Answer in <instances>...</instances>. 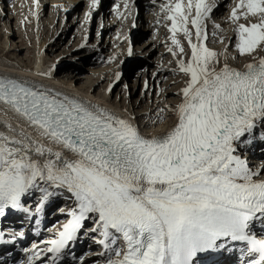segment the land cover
<instances>
[{"label":"snow or ice","instance_id":"obj_1","mask_svg":"<svg viewBox=\"0 0 264 264\" xmlns=\"http://www.w3.org/2000/svg\"><path fill=\"white\" fill-rule=\"evenodd\" d=\"M221 3L152 0L172 57L157 72L166 68L179 87L144 122L127 103L0 74V105L33 130L10 135L5 120L0 131V246L24 254L5 248L0 264H264V0H229L222 22L213 16ZM40 7L32 0L30 15ZM123 7L131 15L128 0ZM209 35L222 47H209ZM55 67L36 75L51 79ZM166 91L146 79L141 95ZM49 210L63 219L44 227ZM85 240L97 250L78 254Z\"/></svg>","mask_w":264,"mask_h":264},{"label":"rangeland","instance_id":"obj_2","mask_svg":"<svg viewBox=\"0 0 264 264\" xmlns=\"http://www.w3.org/2000/svg\"><path fill=\"white\" fill-rule=\"evenodd\" d=\"M123 1L99 0L98 6L91 9V0L65 2V6L59 8H55L48 0H40L39 10H42L35 20L30 15L31 0H0V55H6L16 64L34 63L38 53L43 57L44 65L46 62L47 65L56 64L54 75L56 72L66 80L70 79L73 87L83 89V94L91 92L111 101L117 100L119 96L120 100L117 101L122 109L127 103L133 113H154L157 105L162 107L163 104L174 100L172 92L179 87V84L170 86L173 76L166 68L157 72L158 65L171 66L168 62L172 57L164 48L166 30L162 24L157 25L156 21L149 22L153 17L150 13L152 0H128L131 15L124 9ZM222 2L221 8L225 13L229 0ZM115 6H119V11L125 15L117 18ZM89 11L91 17L86 18L85 13ZM24 16H31L30 22L21 24ZM221 16L218 17L219 20ZM213 30L208 26V31ZM138 35H141V39H135ZM160 36L164 37V42L154 44L153 41ZM142 41L146 42L145 48L142 47L144 43L141 46ZM129 42L134 53L131 57L127 55ZM207 43L212 48L222 47L218 41L210 38V35ZM113 54H116L117 58L108 62ZM115 71L121 73V79L113 85L110 93L104 94L108 84L115 78ZM155 71L156 77L151 78ZM165 76L168 77L167 81L163 79ZM146 79L153 91L157 82L162 88L167 86L166 94L159 98L154 94L142 96L141 91ZM124 85H128L127 92ZM142 114L136 117L138 121L144 122ZM160 126L163 125H157ZM257 158H260L258 154ZM62 204V200L57 201V206ZM51 211L49 210L44 227H51L63 218L52 216ZM19 226L12 225L14 228Z\"/></svg>","mask_w":264,"mask_h":264},{"label":"bare ground","instance_id":"obj_3","mask_svg":"<svg viewBox=\"0 0 264 264\" xmlns=\"http://www.w3.org/2000/svg\"><path fill=\"white\" fill-rule=\"evenodd\" d=\"M72 1H74V0H48V2L53 4L55 6V8L59 4L64 7L65 6V2L69 3V2H72ZM157 3H159V0H157ZM30 5H31V10H32V0H31ZM101 6H102V3H101ZM154 7H155L154 5L150 6V10H151L150 13L153 16L152 19L149 20V22H151V23L155 22V16L152 13L153 10H154ZM41 10H39V12ZM56 11H58V10H56ZM222 13H223V11H222V8L220 6V8L218 10L214 11V14H213L214 19L222 22V20H219V18H218L221 15L223 16L224 13L223 14ZM222 16H221V18H222ZM29 18H31V16H29ZM32 18L37 20V18H35V17H32ZM146 21H148V20L146 19ZM209 27H212L211 23H209ZM222 27L227 29L228 25L222 23ZM210 32L211 31H209V33ZM210 38H211V35H210ZM135 39H141V35H138ZM163 39H164V37L160 36L159 38H157L156 41H153V42H155L154 44L157 45V44L163 43L164 42ZM127 41H128V39L126 40V43H127ZM143 43H144V46H142ZM145 43H146L145 41L141 42V46L144 47V48H145ZM1 51H2V49H0V52ZM2 56L3 55H0V74H9V75L15 76V77H26V78H29V79H32V80H39V81H42L43 83L48 84V85H50V86H52L54 88H59V89H62L64 91L72 93V94H78V95H81V96L85 97L86 99H91V100H93L95 102H98V103H101V104H104V105H107V106H110V107H113V108H118V109L122 110V108L120 107V103L117 100L111 101V100H109L106 97H99L97 95L95 96V95L91 94V92L90 93L86 92L87 94L86 93L83 94V89L75 88V86L73 87L71 85V80L70 79L66 80L62 75H59L56 72H54L55 75L52 73V78L51 79H47V78H44V77L36 75L37 71L47 70L49 68V66L51 65L50 63H48L50 65H47V62H46V65H44L45 61L43 62V57H40V55L38 53H37V56L35 58L36 61L34 63L33 62H31V63H26V62L21 63L20 62V63H16L15 64V63L11 62L9 60V58L6 57V55H5V57L4 56L2 57ZM248 59L249 58H247V57L241 58L240 61H239V66H242L243 63L247 62ZM136 64H138V63H136ZM136 64H134V65H136ZM150 77L153 78V76H150ZM106 93L107 92H105L104 94H106ZM129 111L133 113L132 110H129ZM134 114L136 116H141L142 113H137V114L134 113ZM5 120H7L9 123H11L13 129H15V132L9 133L10 135L18 134L21 131V128L17 127V125H21L27 131H33V130L28 128L27 124L22 120V118L18 117L13 112H11L10 110L5 109L4 106L0 105V131L8 132V129L4 126V121ZM168 122H170V119L166 123H168ZM165 126H166V124L163 125V126H160V127H156L155 130L156 131H161V130H163V127H165ZM18 218H21V217H18ZM17 221L18 220H16V222L13 223L12 225L13 226L18 225L19 222H17ZM18 228L19 227H17L16 229H18ZM29 244H30V242L28 244H26L24 247L29 246ZM8 250L11 251L10 249H8Z\"/></svg>","mask_w":264,"mask_h":264}]
</instances>
